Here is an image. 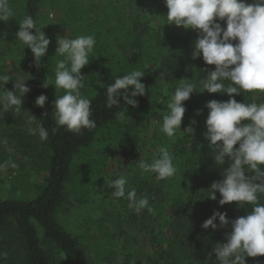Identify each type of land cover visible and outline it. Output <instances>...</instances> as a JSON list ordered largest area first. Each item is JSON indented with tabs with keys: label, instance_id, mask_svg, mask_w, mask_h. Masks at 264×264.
I'll return each instance as SVG.
<instances>
[{
	"label": "trees",
	"instance_id": "obj_1",
	"mask_svg": "<svg viewBox=\"0 0 264 264\" xmlns=\"http://www.w3.org/2000/svg\"><path fill=\"white\" fill-rule=\"evenodd\" d=\"M45 1L21 0L14 17L7 22H0V35L7 33L0 43L7 37L15 36L19 22L27 15H31L38 25ZM217 22L226 26L224 21ZM147 24L148 21H135L127 31L129 39L122 44L126 51L123 65L116 73L103 79L97 92L88 97L92 101V119L96 121L97 127L91 131L82 129L80 133L60 127L53 134L52 129L56 124L48 101L43 108L35 103L38 96L44 94L48 97L50 91L49 87H42L46 79L42 62L37 67L31 50L23 45L26 85L31 89L23 103L38 120L43 119L42 123L49 132L48 139L43 141L47 170L43 184L34 196L0 197V264H95L85 251L81 238L68 230L60 218L61 211L68 203L70 187L77 189L74 204L89 202L92 191L88 188L94 183V174H99L108 161L118 153L130 159L138 158L143 133L153 115L160 111L163 122V115L169 111L166 105H159L155 99L156 93L152 90L157 89L156 85L151 91L148 89L149 81L154 82L151 74L154 73L162 83L174 88L180 84V79H189L188 82L196 84L197 91H201L198 80L204 79L207 71L215 69V65L204 62L202 55L192 59L193 45L198 37L195 30L176 26L162 33ZM32 31L35 33V29ZM143 63L148 64L147 79L144 76L141 80L147 94L137 97L138 107L121 102L119 107L109 109L106 106L108 84L133 70L143 71ZM0 77L5 78L0 79V91L4 87L12 90L16 76L0 67ZM5 80L8 81L6 85ZM213 99L227 101L229 96L207 91L194 92L190 97V106H185L181 130L177 129L172 138L161 131L155 137L157 144L150 145L145 159L147 163L158 158L159 148L166 146L173 154L177 168L176 174L167 180H159L155 173L142 170L135 176L133 188L137 196L147 195L154 211L150 213L143 209L137 213L129 207L125 197L126 213L119 217L115 208L107 215L106 224L112 222L116 227V235L124 239L126 254L122 264H213L215 256L208 258V254L213 244L226 242L225 232L230 231L231 227L213 232L203 229V222L217 210L226 212L230 220L246 216L251 211V205L239 208L236 202L220 206L219 193L216 200L207 198V189L212 182L222 178V169L215 164L209 141L204 137L209 111L206 104ZM235 99L245 103H264V93L241 92L235 95ZM198 110L201 111L200 115H197ZM46 112L48 116L45 117ZM193 119L197 122L194 125ZM190 125L194 128V134L184 135L182 131ZM96 142L102 143L101 148L95 154L89 153L88 158L84 159L82 155H87ZM227 166L225 164L223 167ZM85 193L90 194V197H86ZM260 202L264 203V195L260 197ZM126 223L136 224L149 235L153 254L146 257L144 263L142 260L135 261L129 250L124 229ZM100 264L116 263L114 259L104 257V263ZM246 264H264V256L248 257Z\"/></svg>",
	"mask_w": 264,
	"mask_h": 264
},
{
	"label": "clouds",
	"instance_id": "obj_2",
	"mask_svg": "<svg viewBox=\"0 0 264 264\" xmlns=\"http://www.w3.org/2000/svg\"><path fill=\"white\" fill-rule=\"evenodd\" d=\"M164 2L168 9L166 24L198 33L192 59L202 55L204 62L215 65V69L207 71L205 78L198 80L201 91H197V85L188 82L189 79L179 80L180 84L168 97L169 111L163 115L161 131L172 138L177 129L181 130L186 113L184 102L194 92L207 91L229 96L227 101L213 99L206 104L209 111L204 137L209 141L215 164L222 169V178L212 182L207 189V198L216 200L219 193L220 206L236 202L239 208L251 205V211L246 216L230 220L226 212L217 210L201 227L213 232L231 227L225 232L226 242H216L208 254V258L215 256L213 264H246L248 257L264 256V203L260 202V197L264 195V103L238 102L235 95L254 91L264 93V0H251L250 3L248 0ZM14 15L10 0H0V22L9 21ZM48 18L54 19L55 12L50 10ZM217 21H224L226 26ZM42 28L37 27L31 15H27L19 22V30L15 33L16 40L31 50L37 67H40L52 42ZM6 35H0V39ZM56 42L55 55L62 59L56 61L54 83L47 77L42 84L44 88L54 85L56 90H64V94L56 96L53 102L56 127L52 132L55 134L60 127L74 133H80L82 129L91 131L97 124L92 119V101L81 93L86 78L81 70L90 63L89 57L96 40L91 35L70 38L66 34L57 35ZM144 76V71L133 70L116 77L106 88V106L111 109L123 102L127 106L138 107L137 97L147 94L146 86L141 82ZM7 83L5 80V85ZM30 91L23 78L14 81L12 90L4 87L0 91V116L9 112L22 116L28 133L45 141L49 132L42 123L43 119L38 120L31 111L23 108V97ZM47 101L48 97L41 94L35 103L43 108ZM200 114L198 110L197 115ZM196 123L193 119L192 125ZM182 133L194 134L193 126H188ZM0 144L6 146L7 139H0ZM158 151L159 157L151 163L140 157L138 165L143 172L155 173L157 179L167 180L177 172L174 157L166 146ZM225 164L228 166L223 167ZM108 188L115 189L111 193L113 198L126 197L129 207L137 213L143 209L150 213L154 211L148 196L138 197L136 189L128 184L127 176L119 175Z\"/></svg>",
	"mask_w": 264,
	"mask_h": 264
},
{
	"label": "rangeland",
	"instance_id": "obj_3",
	"mask_svg": "<svg viewBox=\"0 0 264 264\" xmlns=\"http://www.w3.org/2000/svg\"><path fill=\"white\" fill-rule=\"evenodd\" d=\"M20 2L21 0H10L13 11H17ZM50 10L55 12V18L52 20L48 18ZM167 12L164 0H46L37 25L43 27L42 31L52 41L48 52L42 58L46 78L54 83L56 61L62 59L55 55L57 35L67 34L70 38L91 35L96 44L89 57L90 63L81 70L86 75L85 87L81 93L87 98L94 95L102 80L116 73L123 65L126 51L122 44L129 39L127 31L135 21H148L149 27L166 33L176 27L166 24ZM24 63L23 44L16 40V36L7 37L0 43V67L5 68L17 79L26 80ZM144 63V79H147L148 64ZM151 75L154 82L149 81L148 89L151 91L156 85L157 89L152 90L156 93L155 99L159 105L167 106L168 97L173 94L175 88L162 83L154 73ZM49 90L48 103L54 112L53 102L56 96L64 94V90H56L54 85H49ZM190 104V99L184 102L185 106ZM23 108L27 110L25 103ZM160 114V111L155 113L146 127L138 158L130 159L118 153L99 170V174H94V183L88 188L92 191L89 202L74 204L77 189H69L68 203L60 213L61 221L68 230L81 238L85 251L95 264L104 263V257L114 259L116 264H122L124 261V239L116 235V227L112 222L106 224V217L115 208L114 211L119 217L125 214V199L113 198L111 193L115 189L108 188V185L123 174L127 176L128 184L133 187L135 176L141 170L138 165L140 157L145 160L150 145L157 144L155 137L160 135L163 123ZM2 138H6L8 144H0V197L34 196L40 190L47 170L43 141L38 136L30 135L22 116L14 112L0 116V139ZM101 146L102 143L96 142L94 148L82 156L84 159L88 158L89 153L95 154ZM32 155L33 157L29 158ZM85 195L90 197L88 193ZM124 229L127 232L129 250L135 261L142 260L144 263L145 258L153 254L148 233L133 223L124 224Z\"/></svg>",
	"mask_w": 264,
	"mask_h": 264
}]
</instances>
